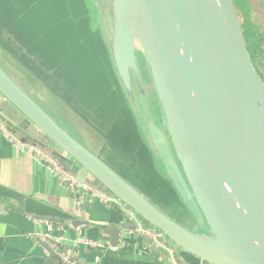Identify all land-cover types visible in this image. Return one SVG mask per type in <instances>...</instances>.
<instances>
[{
    "label": "water",
    "instance_id": "water-1",
    "mask_svg": "<svg viewBox=\"0 0 264 264\" xmlns=\"http://www.w3.org/2000/svg\"><path fill=\"white\" fill-rule=\"evenodd\" d=\"M88 2L95 28L100 9L111 5L112 28L98 27L111 71L193 227L156 206L75 138L1 64L0 118L29 141L56 146L76 163L80 183L101 184L204 264H264V81L234 1L99 0V8L96 0ZM134 25L144 53L134 46ZM142 63L153 101L135 93H144ZM109 233L117 246L116 229Z\"/></svg>",
    "mask_w": 264,
    "mask_h": 264
},
{
    "label": "crops",
    "instance_id": "crops-1",
    "mask_svg": "<svg viewBox=\"0 0 264 264\" xmlns=\"http://www.w3.org/2000/svg\"><path fill=\"white\" fill-rule=\"evenodd\" d=\"M92 15L88 0H0V42L16 41L26 46L61 40L70 43L76 38L84 40L90 33L103 42ZM73 21L76 22L72 29ZM58 51L62 68L71 73L75 69L76 74L83 75L85 72L80 68H86L90 75L87 78L94 80V90L86 83L81 87L84 86L91 97L95 98L96 89L100 87L99 77L105 76L109 84L120 88L111 71L108 53H97L92 46H85L79 53L67 52L61 47ZM48 59L50 62L49 56ZM1 66L4 68V64ZM24 66L21 72L32 74V69ZM122 105L124 109L125 99ZM10 129L19 138L29 141ZM43 149L58 156L61 167L77 176L79 169L70 157L52 144ZM112 228L119 235L117 246L112 244L109 233ZM40 236L58 245V250H53L55 255L48 253ZM162 242L160 247L149 237L137 233L120 205L71 193L66 182L54 177L33 156L18 150L0 132V264H65L61 253L68 254L77 264H170L167 248L182 264H204L199 259L191 260L176 245L166 240Z\"/></svg>",
    "mask_w": 264,
    "mask_h": 264
},
{
    "label": "rangeland",
    "instance_id": "rangeland-1",
    "mask_svg": "<svg viewBox=\"0 0 264 264\" xmlns=\"http://www.w3.org/2000/svg\"><path fill=\"white\" fill-rule=\"evenodd\" d=\"M233 1L242 26L243 24L250 25L247 35L252 42V47L248 50L258 74L264 81V0ZM96 2V7L99 8V0H96ZM110 9L111 5H105L103 9H100L102 16L97 18L100 20L97 22L99 28L107 27V24L112 28L113 17ZM75 22L71 23L72 29L75 27ZM85 46H92L97 53H103V55L107 53L103 42L98 40V36L91 33L84 40L80 39L79 41L76 38L75 42L70 43L61 40L54 43L33 42L26 46L24 43L16 41L11 43L0 42V64H4L8 74L75 138L85 144L121 176H124L123 174L126 173L125 166L122 160L112 157L114 149L107 139L115 122L122 117L123 108L121 106H123L124 100L122 90L116 88L113 84H109L104 78L105 76L100 78L97 75L102 82L97 81L100 87L96 89V94L93 93L95 98L91 97L89 91L85 90L84 86L81 87L86 83L89 89L94 90V80L87 78L90 75L87 74L86 68L84 66V70L80 68V71L85 72L84 75L82 72V74H76L75 69L71 73L58 63L60 60L59 47L67 52L79 53ZM90 51L93 52V50ZM48 56L52 64L48 61ZM5 59L7 63L4 62ZM24 65L29 66L33 72L38 71V74L33 72L28 74L25 71L22 73L21 69ZM142 66L144 93L138 91L135 93L137 97L142 96L153 101L156 97L154 86L143 63ZM30 68H28L29 71H31ZM76 75H79L78 79H75ZM8 127L10 128L9 125ZM166 208L173 218L188 228H192L195 224L194 218L183 204L178 205L174 202V205L171 204ZM184 252L189 255L188 257L191 260L196 261L195 259H198L188 252Z\"/></svg>",
    "mask_w": 264,
    "mask_h": 264
},
{
    "label": "trees",
    "instance_id": "trees-1",
    "mask_svg": "<svg viewBox=\"0 0 264 264\" xmlns=\"http://www.w3.org/2000/svg\"><path fill=\"white\" fill-rule=\"evenodd\" d=\"M243 26L247 46L251 49L252 42L247 35L250 25L243 24ZM107 139L110 146L114 149L112 157L122 160L125 166L126 173L123 174V177L151 202L166 213H168L166 207L171 204L174 205V202L178 205L183 204L172 181L158 167L154 154L147 141L142 136L127 105L123 109L122 117L113 125ZM34 143L45 148V145L41 143ZM91 184L106 190L99 183L91 182ZM144 223L148 227L153 228L147 222L144 221Z\"/></svg>",
    "mask_w": 264,
    "mask_h": 264
},
{
    "label": "built area",
    "instance_id": "built-area-1",
    "mask_svg": "<svg viewBox=\"0 0 264 264\" xmlns=\"http://www.w3.org/2000/svg\"><path fill=\"white\" fill-rule=\"evenodd\" d=\"M0 132L11 142L13 143L18 150L22 151L26 155L33 156L37 161L42 163L50 173L59 178L61 181L66 182L69 185L71 193L74 195H89L91 197H98L102 199L105 203L118 204L120 205L128 219L133 223L135 231L139 234H142L146 237H149L152 242L160 247L163 246V234L154 228L148 227L144 221L129 207L123 204L119 199L113 196L111 193L102 189L99 186H94L89 182L84 184L80 183L74 174H70L64 170L60 164V158L52 153L44 150L41 146L25 141L24 139L19 138L9 127L8 125L0 118ZM53 145V144H52ZM54 146V145H53ZM56 147V146H55ZM57 148V147H56ZM64 153V152H63ZM65 154V153H64ZM66 155V154H65ZM67 156V155H66ZM40 240L46 242L52 250H58V245L53 241H49L47 237L40 236ZM93 246H98V243H91ZM170 255V264H182L175 257L173 251L167 248ZM62 261L65 264H77L72 262L68 254H60Z\"/></svg>",
    "mask_w": 264,
    "mask_h": 264
},
{
    "label": "bare ground",
    "instance_id": "bare-ground-1",
    "mask_svg": "<svg viewBox=\"0 0 264 264\" xmlns=\"http://www.w3.org/2000/svg\"><path fill=\"white\" fill-rule=\"evenodd\" d=\"M133 42H134L135 48L138 51L144 53L143 45H142V42H141V40H140V38H139V36L137 34V30H136V26L135 25L133 26Z\"/></svg>",
    "mask_w": 264,
    "mask_h": 264
}]
</instances>
